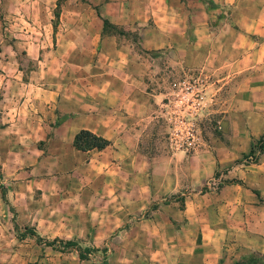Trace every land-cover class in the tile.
I'll return each instance as SVG.
<instances>
[{"label":"rangeland","instance_id":"obj_1","mask_svg":"<svg viewBox=\"0 0 264 264\" xmlns=\"http://www.w3.org/2000/svg\"><path fill=\"white\" fill-rule=\"evenodd\" d=\"M254 21L264 26V0H0V264H194L187 190L218 189L264 155V133L234 163L225 154L264 118V50L243 59L264 41ZM88 98L121 110L122 129L84 130L100 149L86 137L84 151L59 149L53 110L80 114ZM107 149L104 163L74 156ZM218 156L226 165L206 175ZM26 229L94 251L82 259Z\"/></svg>","mask_w":264,"mask_h":264},{"label":"crops","instance_id":"obj_2","mask_svg":"<svg viewBox=\"0 0 264 264\" xmlns=\"http://www.w3.org/2000/svg\"><path fill=\"white\" fill-rule=\"evenodd\" d=\"M254 24L250 33H255L260 29L264 31L262 23L254 21ZM251 40L255 42V45L251 51H248L249 55H243V59L250 57L252 62H258L264 50V41L260 37L251 38ZM57 98L58 96L54 100V108L57 107L60 112L62 110L66 112L67 107L73 112L75 107L63 104L61 100L56 102ZM59 103L60 107L63 105L61 108L57 106ZM113 103L120 102L114 100ZM103 104L102 98H98L97 101L88 98L81 106L83 109L81 113L72 116H64L57 110H53L55 116L51 115L52 119L58 120L60 117L62 124L55 129L56 136L51 141L59 149L64 147L74 149L72 145L74 136L80 130H87L106 139H112L111 137L122 129L120 120L124 114L121 110L120 113L109 111L108 114L104 111ZM16 114V109H14V115ZM106 119H111L113 123L106 126ZM261 121L260 127L255 124L239 130L241 135L248 134V139H243L242 145L234 143L225 148L228 161L234 163L250 150L253 141L264 133V118ZM61 135L63 137L60 140ZM110 148L111 152L115 153L113 146ZM108 151V149L96 153L75 151L74 156L83 163L91 165L109 160L112 155ZM223 163L225 160L218 156L215 163L209 166V170H206V175L212 174L216 167H224L226 164L223 165ZM235 169L233 167L229 173L237 178H228L230 181L223 183L218 189L214 188L207 193H193L187 190L184 207L179 215L187 219L181 229L185 231V240L189 245L197 247L193 255L194 264H233L234 261L253 254L264 259V155L259 163L245 170L234 171ZM207 179L209 178H200L195 188ZM189 186L188 181H185L180 187L179 184L175 186L171 192L175 193L178 188ZM156 188L160 189V186Z\"/></svg>","mask_w":264,"mask_h":264},{"label":"trees","instance_id":"obj_3","mask_svg":"<svg viewBox=\"0 0 264 264\" xmlns=\"http://www.w3.org/2000/svg\"><path fill=\"white\" fill-rule=\"evenodd\" d=\"M85 137L88 138V139H90V140L93 139V140H95L96 142L99 141L100 144H99L98 147H97V148H99V149H100V148H103V147L107 144V142H106L105 140H102V139L99 140V139L95 138L92 134H90L89 132L84 131V130H81V131H79V132L75 135V137H74V141H73V145H74V147H75L77 150H83V151H84V149L86 148L85 146H83V145L80 144L81 139H84ZM260 140H264V135L261 137ZM260 140H259V141H260ZM256 147H257L256 145L253 146V148H252V150H251V153H254V149H255ZM88 150H89V149H88ZM262 151H264V149H263ZM0 190H1V193H2V197H3V199H4V196H5V187H4L3 184H1V183H0ZM14 228H15V231H16V232H19V228H18L17 225H15ZM27 234H29V235L35 237L36 241H37L38 243H40V244H44V245H47V246H55V245H57L58 247H61V248H76V249H78V251H79V256H80V258H82V259L86 257L87 253H90L91 251H94V250H90V249H88V248H84V249L80 248V247L78 246L77 242H75V241L58 242V241H46V240H43L40 236H38V235H37L33 230H31V229H26V230H25L24 235H27Z\"/></svg>","mask_w":264,"mask_h":264}]
</instances>
